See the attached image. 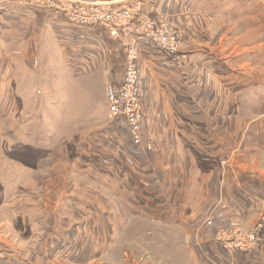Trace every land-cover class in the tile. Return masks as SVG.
Wrapping results in <instances>:
<instances>
[{
    "label": "rangeland",
    "instance_id": "374dc122",
    "mask_svg": "<svg viewBox=\"0 0 264 264\" xmlns=\"http://www.w3.org/2000/svg\"><path fill=\"white\" fill-rule=\"evenodd\" d=\"M28 1L0 0V6L27 4L45 20L40 24L42 38L32 36L29 42L31 51V41L39 42L37 54L31 59L24 57L25 48L16 47L18 35L8 41L7 33L0 29V65L3 69L8 64L14 75L9 93L21 101L24 96L17 94H25L19 107H14L17 102L7 95L0 104L10 108V127L0 128V248L29 254L30 245L40 238L35 225H47L50 212L56 209L63 231L72 229L82 239H90L91 244L97 242V234L101 236L100 228L105 231L104 222L116 229L106 234L110 239L91 257L90 264H195V254L209 262L206 253L212 246L223 252H254L264 229L250 249L244 250L241 243L264 215V198H257L264 197V101L255 98L259 91L264 93V84L258 87L252 79L248 87L242 85L244 70L238 61L243 58V47L260 50L264 58V45L256 46L258 41L264 42V19L255 18L256 28L242 35L238 32L241 27L252 22L229 16L226 20L219 14L221 31L212 43L220 41L226 52L233 49L235 54L240 53L227 61L234 69V88L239 93L233 97L226 91V83L231 80L225 75L222 84L214 80L220 72L218 65L226 67L224 61L223 65L212 63L213 52L207 58L210 62L192 61V39L175 28L180 17L174 23L165 17L162 2L152 6L147 4L149 0H87L110 8L138 4L155 27L163 23L175 36L183 50L178 62L152 39L125 35L121 30L112 35L100 24L80 26L63 13L44 11L41 5L31 6V1L24 3ZM259 3L264 5V0ZM175 5L184 9L182 1ZM61 6L63 12H69L65 4ZM70 13L73 15V9ZM51 17L62 18L80 29L81 35L96 30L100 34L82 40L73 51L72 46L67 48L64 37L50 29L44 33ZM5 20L1 12L0 23ZM182 22L181 28L185 26ZM137 41H141L143 51L154 52V58L140 54ZM8 42L15 48L5 47ZM131 46L136 50V96L142 114L138 143L130 139L123 118L110 116L107 100L108 88L119 87L122 82ZM101 47L105 50L97 54ZM151 63L157 70L164 69L166 76L160 75L161 69L152 70ZM261 63L246 72L264 82V59ZM187 65L196 69H190L186 77L180 76V67ZM170 88L176 89L175 94L167 95ZM214 130L217 132L211 136ZM205 133L209 140L204 139ZM193 139L201 144L195 152L184 146V140ZM188 146L193 147V143ZM161 197L179 218L165 220L162 210L149 209L150 201ZM24 205L30 207L26 212L31 220L16 224L13 218L26 217ZM7 216H11L9 220L4 219Z\"/></svg>",
    "mask_w": 264,
    "mask_h": 264
},
{
    "label": "crops",
    "instance_id": "0c3cea01",
    "mask_svg": "<svg viewBox=\"0 0 264 264\" xmlns=\"http://www.w3.org/2000/svg\"><path fill=\"white\" fill-rule=\"evenodd\" d=\"M177 1L179 5H181V1L183 2L184 9L181 6L178 7L177 5H175L177 4ZM216 1L218 0H204V1L203 0H149L147 4H150L153 6L155 2L157 3L162 2L163 7L165 6V9H166L165 17L166 18L170 17L172 23H174L178 17L181 18L180 20H177L176 22L178 27H175V26L174 27L177 30L181 31L183 35H187L188 38L192 39V43H191L192 61L199 60L201 62L202 61L208 62L209 59L207 58H209V54H212V52L215 55L212 57L213 59L210 58V60H213L211 61L212 63L216 61L219 64L223 65V61H224L225 66H226L225 68L216 64V66L217 65L219 66L218 69H220V72L216 73V75L214 76V80L217 83L222 84L221 80H223V75L226 76L227 80L229 81L231 80V82L226 83V88H227L226 91L229 96L232 95L234 97L235 95L239 93H236L237 89L234 88L236 87L235 82L233 80V76L235 75L234 69H232V67L228 65L229 63L227 61L228 59L232 60L236 54H240V53L236 52L235 54L233 49H229V51L226 52L223 49L224 47L222 48L220 47V41L218 44L212 43L211 39L217 36L218 32L221 31L220 30L221 22L219 21L218 17L220 14L221 16L226 17L227 18L226 20H228V16H229L230 18H234V17L241 18L242 19L241 21H244L243 20L244 18V19H247L246 21L252 22V23H245L246 25L242 26L241 29L238 31V32H241L242 35H246L256 28V26L253 25V24H256L255 18L261 17L264 19V11H262V8L264 7V5H261L259 3V0H219L218 1L219 3H216ZM232 1H235L236 3H233ZM175 6H177V8H175ZM0 11L2 12L3 20L4 18H6V20L2 24L0 23L1 31L5 34L7 33L8 41H12V40H9V38H12L13 35L15 34L18 35L19 40L16 43V47L22 48L23 51L25 48V51L23 52L24 57L31 59L33 56L37 54L36 48L37 46H39V42L31 41V43L33 44V50L32 51L30 50L29 42L32 39V36L37 37V38H42V35H41L42 33L40 32L41 31L40 24L42 21H45V20H43L39 16L40 12L39 11L37 12V10L34 9L33 7L21 5V4L19 6L5 4L4 6H0ZM181 13L186 14L184 19L182 18L183 14ZM14 17H17V18L15 19ZM250 18L251 20H249ZM10 19H12L13 21H9ZM182 21H185V22H182ZM238 21H240V19H238ZM10 22L13 24H11ZM181 22L185 24L183 28H181L180 26ZM47 23H48V27L45 28L44 33L50 29V31H53L55 35L59 34V36L64 37L67 43V48L69 47L70 49V46H72L73 51L75 49L76 44L81 43L82 40H84L83 42H86V41H89L90 37H95L94 33L97 32L98 34H100L99 31L96 30L95 32L94 31H91L90 33L86 32V34L81 35L80 29L74 28L73 25L64 21L60 17L48 18ZM230 28H233V23H232V26H230ZM226 31H227V26L225 28V33ZM238 34L239 33H237L235 36L237 37ZM104 37L105 36H103V41H104ZM77 38H80L81 41H77ZM219 38H222V37H219ZM26 39H28L29 41H25ZM137 43L138 44H136L135 42V45H137L138 50L140 51V54L146 57L154 58V55H153L154 52H151L149 50L143 51V49L145 48L142 47L141 41L139 42L137 41ZM104 44H106V42H104ZM263 45H264V42L262 41H258L256 44V46L258 47H262ZM4 46L10 49L15 48V44L13 42H8ZM243 48H242L243 50L242 54H240V56L242 55L243 58H241L242 59L241 61H238V62H241L240 65L242 66L244 70L243 72L244 79L242 78V85H245L248 87L249 83L255 80L256 85L258 87H261V85L264 84L263 80H260L256 76H253L252 74L246 72V70L253 71V66L254 65L259 66V64H262L261 62L264 58L260 56L261 55L260 50H248V48L244 50ZM104 50L105 49L102 47L100 51L97 48V52H98L97 54H100ZM222 51L225 52V55L221 54ZM154 60H157L156 62H159V59L157 58H155ZM232 62H235V61H231L230 63ZM167 63L168 62H166V64ZM149 65L152 66V70L154 71H159L161 69L160 75L166 76L164 69L160 68L157 70L156 66L153 63ZM10 68L11 67L8 64L3 65V69H2V66L0 65V73H1L0 75V104H3L5 100L4 99L5 95H7L8 97L13 96V95H10L9 93V90L14 87V82H13L14 75H13V71L10 70ZM190 69H196V68H194L193 66L189 67L187 65L185 67H180L179 69L180 72L178 73L180 76L186 77L187 74L190 73ZM261 69L264 71V68H261ZM176 79L180 81L179 78L176 77ZM17 84L19 83L17 82ZM144 87L145 85L143 84L142 91L145 90ZM168 87H171V86H168ZM6 88H7V94L5 92ZM24 89L28 90L26 87H24ZM162 89H163V86H162ZM170 89H168L169 91H167V95H169V92H173L175 94L174 91L176 89L174 88H172L171 90ZM257 89L260 90V88H257ZM162 91L163 90H159V93L164 95ZM186 92L187 91L184 89V94L188 95V93ZM245 92H247L249 95L252 94L247 89L245 90ZM39 93L40 91H38V94ZM17 96L21 98L24 96L22 100L23 101L25 100V94L19 92ZM256 97L261 100L263 99L264 101V93H261L259 91L256 94L255 98ZM13 100H14L13 102H17L15 103L14 107H19L18 102H20L21 99H17L15 96H13ZM6 104H7V100H6ZM185 105H188V104H185ZM180 107L182 106L180 105ZM9 109H6L4 107L2 108V106L0 107V113L2 116L0 119V128L2 129H7L8 127H10V124H9L10 122L7 121V118L9 119V114L7 113ZM189 111H193V109ZM263 111L264 110H262V112ZM186 124L188 123H185L184 126H187L189 128L190 126ZM199 124L200 122L196 121V125H199ZM13 125L14 124H12L11 126ZM179 127L182 128L181 125H179ZM198 128H202V127L199 126ZM216 132L217 131L214 130L213 132H210L209 134L213 136ZM209 134L205 133V137H204L205 140H209ZM182 135H183V138H186L185 134H182ZM3 138H5V136ZM184 143H185L184 146L188 148V150L195 152L197 147L200 150V147H201L200 140H196V139L184 140ZM191 143H193V147L188 146ZM216 143H214L213 146ZM182 176L185 177L186 174L184 173ZM152 192L153 194L155 193L154 191ZM257 198H261L262 200V198L264 197L258 195ZM247 200H249V198ZM5 205H8V202ZM149 205H150L149 209L151 208L153 210V209L159 208L160 210H162V214L164 215L163 218H165V220H168L167 218L172 219V217L179 218L180 216L179 213H177L175 209H173V207L169 204V202H167V200L164 197L163 198L161 197L160 200H151ZM23 207L25 208L24 211H25L26 217L23 215L24 218L18 219V220H15L13 218V221L16 224L22 223V221L24 220H27V221L31 220L29 214H27L26 212V211H29L30 207L28 206L26 207L25 205ZM8 208H12V207L7 206L6 209ZM57 211L55 209L50 212L52 216H50L51 219H47L49 220L47 225L46 223H41L37 227L35 225V231H36L35 234L38 236L40 235V238H38L36 242L30 245L29 254H26L23 251H18V254L16 253V251L11 253L10 251H7L6 248L3 250L0 248L1 249L0 250V264H90L89 261L91 257L97 254L99 251H102L105 243L110 239L109 236H106V234L110 233L111 231L112 233L116 232V229L108 228L109 224H107V222H104V224L106 225L105 231L104 229L100 228L99 229L100 232L98 233H100L101 236L100 235L98 236L97 234V237H95L96 239L94 238L95 241H97L98 243H102L103 245L102 246L98 245L97 242H94V240H92L94 243L91 244L90 239H82L81 235H78V233L74 232V230L72 229L69 230V229L64 228V231H65L64 232L61 224L58 222V218H57L58 214L56 213ZM21 212L22 211H20L19 214ZM10 217L11 216H7V217H4V219L9 220ZM178 221L180 222L179 219ZM212 247L210 248L211 250L206 253L209 256V262L203 259L204 257L202 255L197 256V254H195V256L193 255L194 263L195 264H264V234L262 236L261 241L258 244L257 249L254 252H247V251L244 252V251H237V250H233L231 252L229 251L223 252L220 248H217V247L212 248Z\"/></svg>",
    "mask_w": 264,
    "mask_h": 264
},
{
    "label": "built area",
    "instance_id": "2783aa9c",
    "mask_svg": "<svg viewBox=\"0 0 264 264\" xmlns=\"http://www.w3.org/2000/svg\"><path fill=\"white\" fill-rule=\"evenodd\" d=\"M31 1V3H30ZM93 1L87 0H29L31 6L41 5L45 8L44 11L51 9L56 12L63 13V15L71 22H77V25H102V27L109 29L112 35L118 34L121 30L125 35L144 37L146 39L154 40L157 45L166 50L163 52L169 56H173L177 62L183 53L179 42L174 39V35L169 32L167 26L161 23V27L157 28L153 25L152 20L147 15L140 11L138 4H132L120 8H110V5L105 7L91 3ZM55 3H57L55 5ZM58 3L60 5H58ZM61 4H65L69 10V18L63 12ZM27 5V4H26ZM73 9V15L70 13ZM140 18L139 20H137ZM168 50L170 52H168ZM129 58L127 60L124 76L119 87L108 88L107 100L109 104L110 116L114 117L119 115L127 124V132L134 143L139 142L140 138V125L139 120L141 117L140 103L137 99L138 92V72L135 65L136 50L133 46L130 47L128 52ZM264 229V215L261 217L260 224L252 231L241 244L245 246L244 250L250 249L261 236ZM243 237V236H242Z\"/></svg>",
    "mask_w": 264,
    "mask_h": 264
},
{
    "label": "bare ground",
    "instance_id": "6f19581e",
    "mask_svg": "<svg viewBox=\"0 0 264 264\" xmlns=\"http://www.w3.org/2000/svg\"><path fill=\"white\" fill-rule=\"evenodd\" d=\"M64 13H66L67 15H68V18H69V14L66 12V11H64ZM142 115V114H141Z\"/></svg>",
    "mask_w": 264,
    "mask_h": 264
}]
</instances>
